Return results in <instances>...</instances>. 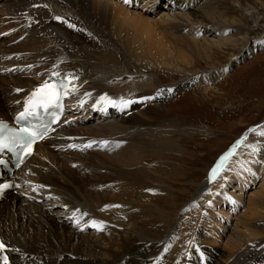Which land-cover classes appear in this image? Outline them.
Wrapping results in <instances>:
<instances>
[{"label": "bare ground", "instance_id": "bare-ground-1", "mask_svg": "<svg viewBox=\"0 0 264 264\" xmlns=\"http://www.w3.org/2000/svg\"><path fill=\"white\" fill-rule=\"evenodd\" d=\"M107 1L101 4L99 0H0L2 6L9 4L6 16H14L11 19H18V14L24 11L29 15L28 9L44 6L40 13L33 12L31 21L18 24L10 33L11 39L26 36L23 43L0 40V67L2 63V67H21L15 68L16 76L0 77V113L7 110L6 116L13 114L19 102L25 101L46 78L61 75L68 83L66 96L70 100V103L65 101L64 107L66 112L74 114H69V118L86 120L94 118V114L104 116L101 118L115 116V123L106 121L97 128L79 130L80 133L69 130L50 138L47 137L50 132L47 133L34 146L25 165L14 173V187L22 184L31 201L39 200L36 194L42 192L45 203L38 206L28 203L27 199L16 201L13 198L12 205L5 209L7 214L0 210V242L5 245L4 254L9 264H264V190L248 199L245 207L248 219H236L247 239L245 242L220 246L217 237L221 226L213 219L212 212L201 215L202 209L193 212L192 205L187 211L190 220L180 221L176 233L172 230L178 207H174L173 202L168 203L173 196L169 189L178 182L175 179L184 174L178 167L179 152L171 136L174 131L184 132L172 128L176 124L172 120L156 122L154 115L162 107L158 103L170 97L169 89L190 82L172 84L164 91L153 72L150 79L127 76L133 75L135 70H139L141 76L147 71L137 60L152 62L153 59L168 66L174 65L171 57L175 62L185 61L188 53L171 39L172 30L180 33L186 45L207 61L215 51L225 50L231 52L229 63L237 62L250 48L264 45V37L250 39L254 28L248 20L255 16V11L242 8L237 1L240 15L230 21L225 17L228 12L220 10L213 0L201 3L197 0ZM159 8L162 11L156 19ZM36 22L38 25L34 27ZM235 23L234 29L243 36L241 40L229 35L230 25ZM249 42L254 44L247 45ZM233 51L238 53L237 57H233ZM5 57H11L8 64ZM128 58L135 64L128 63ZM26 67L37 72L33 82L23 73L19 74ZM211 70L198 78L205 83L219 81L227 67L211 66ZM76 86L79 91L73 95ZM109 87L114 88L113 93L108 91ZM125 87L129 88L121 90ZM90 130H97V135L91 136ZM82 135L89 136L83 139ZM254 135L249 132L239 138L240 145L228 159L235 162L239 159L234 164L233 181L243 188L253 182L259 168L264 174V163L250 159L255 150L259 156L264 155V140L255 141ZM244 137L246 139H242ZM45 140H48L46 145ZM89 144L88 148L93 146L115 154L97 159V155L94 158L90 153L86 161L69 153L62 159L59 157L62 155L53 154L60 146L65 150H85V145ZM35 155L40 156V163L26 175ZM76 163L79 164L75 169L70 168ZM102 169L109 173L100 174L98 170ZM19 176L23 180L16 182ZM162 180L172 183L162 185ZM216 180L219 178L213 182L220 189L221 184ZM211 182L207 180L199 185L195 196L202 197L204 191H210ZM221 200V197L212 199L208 211L222 213L217 209ZM57 203L71 215L74 223L92 226V230L100 234L99 239L76 233L67 218L59 220L50 215L54 213L43 210V206L53 207ZM191 213L195 214L192 226L189 225ZM26 216V225L20 224L19 220ZM214 226L218 230H214ZM106 232L119 239L104 237ZM184 232L188 235H183ZM100 240L107 241V249H102ZM97 249L103 251L106 259L89 258Z\"/></svg>", "mask_w": 264, "mask_h": 264}, {"label": "rangeland", "instance_id": "rangeland-1", "mask_svg": "<svg viewBox=\"0 0 264 264\" xmlns=\"http://www.w3.org/2000/svg\"><path fill=\"white\" fill-rule=\"evenodd\" d=\"M99 1L101 4H105L108 2L107 0ZM202 1L203 0H197V2L199 3H201ZM213 1L217 2L220 10L228 12L226 13L225 17L227 19L230 18V21H232V19L237 20L238 16L240 15L238 13V10H240L241 7L239 4H237V1H239V3L242 5V8H250L251 11L254 10L255 16H253L252 19L248 20L252 22V26L254 28L253 34L250 35V39L256 36H259L261 38L264 37V0ZM0 6V40L11 41L13 42V44L23 43L26 39V36L20 35V37L18 36L15 39H11L10 32L16 30V28H18V24L20 26L21 24H25L27 21H31L34 15L33 12L40 13L41 9L44 8V6H41V8H38L36 6L34 8L28 9V11H30L29 15L26 13L27 11H24L21 14H18V16H20L18 19H11V17L14 16H6V12L9 11V4L4 3L2 6V3L0 2ZM160 11H162L161 8L158 9L157 15L155 17L156 19H158L157 17H159ZM254 21H257L258 23L255 24L253 23ZM37 25L38 22L33 24L34 27H37ZM235 25L236 23L234 25H230L229 35L235 37L236 40H241L243 36L238 33L236 29H234ZM246 27L247 26H245V28ZM170 33L171 35H173L171 39H173L176 43L180 44L186 49L188 54L186 55L185 61L175 62L176 60L171 57L170 60L174 65L168 66L153 62V59L152 62H142L141 60H137L136 62L139 66L147 69V71L143 72L145 76H141L139 70H135L134 73H132L133 75L127 76L136 78L146 77L147 79H150V74H152L153 72L157 76L155 80L159 82L160 88L164 91V88L172 84L180 85L186 80L190 82V84L188 83L186 85H180L178 88L174 90L172 89L170 92V97L166 100L164 98L165 101L163 100L160 101L161 103H158L162 104V107L158 108V112L154 115V120L156 122H160L162 120H172L174 121V124L176 122L175 126L172 128H176L181 131L183 130L184 132L182 133L179 131H174V134L171 136V139L176 143V148L179 152L178 154L180 165L178 167H180L184 174L183 177L175 179V181L178 182H174V186L169 189L170 194L173 196L170 198L168 203L173 202L172 204L175 203V206H172L178 207V211L176 213V222L174 223V227L172 228V230H174V232L176 233L180 221L186 219L190 220V218L187 217V211L192 205L193 212L195 210H198L199 208L202 209L201 215L207 216L208 213L212 212L213 219L216 220L218 226H221L219 230L214 226V230L217 229L219 231L217 241L220 246L225 247L227 244L245 242L247 241V239H245L244 234H242L241 225H239L240 223H237L238 221L236 219L239 217H241L242 220L248 219V213L245 212V207L248 204V199H250L255 193L264 190V174L260 168L258 171H256V178L252 183H250L245 188L241 186L239 187V185L235 181H233V178L235 176L234 164L237 163L239 159H236V162L235 159L229 160L220 172V176L216 178H219V181H216L221 184L220 189L215 186L216 182H213L215 180H212V182L208 184V190L210 191H204V195L202 197H197L195 195L197 193V187L207 182V174L212 169V166L214 165L217 158L222 153H224L235 140L237 141L239 138L249 133L250 131L241 135L247 128L253 125H257L264 120V45L250 48V52L239 58L237 62L232 61L231 63H229L231 52L225 50L215 51L214 54H212L210 57L211 61H207V59L195 54L194 51H192V49L186 45L185 41L180 36V33L176 32L175 30L170 31ZM204 33L205 32H202L201 35L204 36ZM201 35H199V38L202 37ZM249 44L252 45L254 43H247V45ZM232 55L233 57H237L238 53L236 51H233ZM10 59L11 57H7V59L5 57V63L8 64L10 62ZM131 60L132 59H129L128 63L135 64V61ZM229 64L231 65L229 66ZM224 65L225 67H227V71L224 77H222L219 81L214 80L212 81V83H205L202 82L200 78H198L200 74L211 72V66H215L217 69ZM2 66L0 67V77L4 78H9L10 75L16 76L17 72L15 68L17 70L18 67L21 68L20 66L16 65H4V67ZM22 73L23 76L26 75L28 78H30V81L32 82L35 80L37 74V72H32L30 67H26V69L19 71V74ZM158 78L160 80H158ZM113 80V82L116 81L115 79ZM128 88L129 87H125L121 90ZM1 91L2 89L0 88V92ZM72 91H74L73 95H76L79 91L78 86H76ZM108 91L113 93L114 88L109 87ZM16 93V96H18L19 90H17ZM13 95L15 96V93ZM67 101H69L70 103L69 99H67ZM71 102L73 101L71 100ZM100 104H103V101H100ZM96 106H99V104H97ZM6 108L8 109V107ZM7 113H9L7 112V110L3 113H0V118L7 117ZM71 113L72 112L67 111L61 126L54 132L53 136L56 134L57 136H59V134L63 135L64 132L69 130H73L74 133H80V131H85L84 129L86 128H97L106 121L114 122L115 119V116L111 118H101L104 116L94 114L92 116L94 118H88L84 120V117H82V119L75 120L74 118H69L68 115ZM71 115L73 116L74 114ZM262 131H264V123L256 128V131L254 132L255 141H257L258 139H261L262 141L264 140V135L260 136V132ZM90 132V134H93L91 136L97 135V130H90ZM84 136L87 137L89 135H82L83 139L86 138ZM96 141L97 139L95 140V142ZM47 143L48 140H46L45 145ZM94 145H96V143H94ZM250 146L252 147V145ZM85 148V150H65L63 146H60L55 149V153L53 154L57 153L62 155L59 156L61 157L60 159H62L64 154L69 153L83 161L89 159L90 156H88V154L90 153L94 155V158L97 155V159H104L102 155L112 157L115 154V152L113 151H106L102 148L95 149L93 146L91 148ZM34 157L36 159L34 158L32 160L30 169H28V172L26 170V175H28L31 168H37L40 163V156L35 155ZM250 159H254L256 160V162H261L262 164L264 163V155L259 156L257 150L252 153ZM78 164L76 163L69 167L75 169ZM184 169H186V171ZM98 171L102 175H107L109 173L104 169ZM87 173L89 172L85 171V174ZM161 182L162 185H168L172 183L167 181L164 182L163 180ZM41 196L42 192L39 191L36 194V197L40 199L31 201V198L27 194H25V197H21V195L16 196L7 194L5 198H3L0 202V210H3L4 212L6 208H9L13 203V198H16V201H23L27 199L28 203L30 202L33 205L36 204L40 206L45 203V201H42L44 197ZM211 197L212 199L219 197L223 199L221 200L222 203L220 205L218 204L217 206V209H220L222 213H215L213 209H210L208 211V208L211 205ZM197 198L200 199L197 201V203L194 204L193 200ZM16 203L18 204L20 202ZM43 207V210L45 212H48L49 214L54 213L53 215L50 214L53 218L57 217L59 220L67 218V220L72 222L70 225H72L71 227L76 233L83 236H88L92 239H99L100 234L96 233V231L94 232L92 230V226L88 228L85 225L81 224V227L80 224L78 225L77 223H74L70 219L71 215L68 214V212L61 206V204L57 203V205L53 207ZM5 213L7 214L8 211H5ZM191 214L192 221L189 223L190 226L194 225L193 221L195 219V214ZM244 214H246V216H244ZM27 219L28 216H26L25 218H21V220H19V223L26 225ZM33 220L34 219H32V221ZM248 224H251V222H249ZM77 226L78 229H75L77 228ZM110 227L114 226L111 225ZM118 229L121 230L122 227H119ZM69 235H71V233H69ZM183 235L187 236L188 232H184ZM104 237L115 238L116 236L111 232H106L104 234ZM116 239L118 240L119 238L116 237ZM75 242L73 241V244H75ZM99 242L102 249L108 248L107 241L100 240ZM166 245L172 246V243H167ZM93 253V256L89 258L99 260L106 259V255L103 253V251H99L97 249L93 251Z\"/></svg>", "mask_w": 264, "mask_h": 264}, {"label": "snow or ice", "instance_id": "snow-or-ice-1", "mask_svg": "<svg viewBox=\"0 0 264 264\" xmlns=\"http://www.w3.org/2000/svg\"><path fill=\"white\" fill-rule=\"evenodd\" d=\"M125 3H128V0H124ZM63 86L58 87L56 84H49L48 82H45L43 85H41L32 95L33 97H38L37 103L40 106L47 107L49 105H57L60 98H61V88ZM169 91H171L169 89ZM103 99V98H102ZM34 109V106H32ZM28 109H26V112ZM23 115V114H22ZM250 132H255L256 129H249ZM19 140V147L24 148L28 147L29 150L25 153L26 155L31 154L30 150V144L35 141L37 138L36 133L29 132L28 129H22L19 133L16 134ZM260 135H264V131L260 133ZM246 139V137L242 138ZM241 140H238L235 145H233L232 149L225 153L223 156L220 157L219 161L213 168L210 170L209 174V180H215L217 176L219 175V172L223 169L225 163L228 161V159L235 154V149L240 145ZM91 145H85V147H90ZM16 148L17 145L14 143L12 145L6 144L2 141H0V149L3 148ZM93 226H95V222H93ZM6 251L5 245L0 242V264H9V258L7 255H3V253Z\"/></svg>", "mask_w": 264, "mask_h": 264}, {"label": "water", "instance_id": "water-1", "mask_svg": "<svg viewBox=\"0 0 264 264\" xmlns=\"http://www.w3.org/2000/svg\"><path fill=\"white\" fill-rule=\"evenodd\" d=\"M253 128H255V127H252V128H250V129H253ZM236 144V143H235ZM235 144H233V145H235ZM233 147V146H232ZM232 147L229 149V150H231L232 149Z\"/></svg>", "mask_w": 264, "mask_h": 264}]
</instances>
